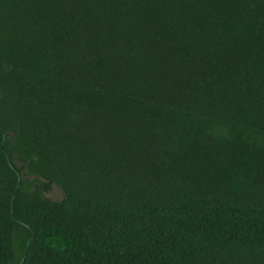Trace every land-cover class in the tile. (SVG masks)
<instances>
[{
  "label": "trees",
  "instance_id": "obj_1",
  "mask_svg": "<svg viewBox=\"0 0 264 264\" xmlns=\"http://www.w3.org/2000/svg\"><path fill=\"white\" fill-rule=\"evenodd\" d=\"M0 264H264V0H0Z\"/></svg>",
  "mask_w": 264,
  "mask_h": 264
},
{
  "label": "rangeland",
  "instance_id": "obj_2",
  "mask_svg": "<svg viewBox=\"0 0 264 264\" xmlns=\"http://www.w3.org/2000/svg\"><path fill=\"white\" fill-rule=\"evenodd\" d=\"M49 195H50L51 197H53V198L58 199V198H61V191H60L57 187H55V188L53 189V191H52L51 193H49Z\"/></svg>",
  "mask_w": 264,
  "mask_h": 264
}]
</instances>
